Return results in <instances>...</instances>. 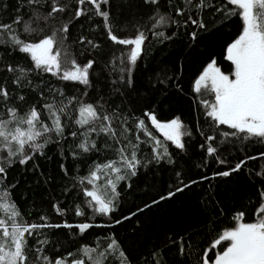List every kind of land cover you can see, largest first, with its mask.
Listing matches in <instances>:
<instances>
[{
	"label": "snow or ice",
	"instance_id": "1",
	"mask_svg": "<svg viewBox=\"0 0 264 264\" xmlns=\"http://www.w3.org/2000/svg\"><path fill=\"white\" fill-rule=\"evenodd\" d=\"M107 3L108 0H13L12 5L0 2V264H105L111 255L118 257L119 264H133L113 234L103 238V247L97 238L95 246L81 245L76 252L67 251L65 256L54 250L60 244L59 239L50 243L44 230L63 228L82 235L93 227H106L91 221L97 216L109 217L111 221V214L119 208L121 182H130L141 168L150 164L162 161L175 164L169 146L152 133L149 122L164 141L187 153L184 137H192L194 133L185 128L179 117L162 121L148 107L136 116L135 109H128L123 100L129 89L135 90L133 74L149 32L153 39L163 43L171 40L181 27L207 29L203 19L206 11L226 19L239 18L242 24L238 34L226 46L228 72L222 71L213 59L194 81L193 92L199 98L208 125L207 130L198 126L195 132L203 137L199 143L206 154L203 165L207 166L211 159L227 166L226 170L214 171L213 177L243 171L247 161L257 159L247 154L236 158L232 149L242 151L250 144H259L264 149V0H181L183 7L174 9L173 0H165L164 4L161 0H143L150 7L147 19L151 27L141 30L142 26L133 25L131 35H125L126 29L110 23V13L102 10ZM85 5L91 7H82ZM82 16L102 17L107 41L123 47L105 51L83 33L70 44V26ZM189 35L194 41L197 33L191 31ZM73 44L80 46L82 62H78ZM109 56L113 61L119 60V74L116 79L109 75L104 81L108 85L105 90L93 84L92 75L96 66H100V71L109 68ZM155 75L162 90L166 91L173 83L179 89L174 76H168L167 72L161 75L159 70ZM96 79L99 81V74ZM60 82L82 87L68 92ZM149 84L153 89L157 87L151 81ZM117 96L122 98L120 103L114 102ZM101 137L105 138L103 143H99ZM69 138L73 143L68 144V154L73 159L89 153L104 156L103 162H92L86 175L73 176L71 187L62 188L61 194L65 196L77 190L70 204L65 206L59 200L50 203L57 217L74 213L75 217L84 218V222L51 223L47 213L39 214L34 221L32 213L22 211L14 199L19 181L11 182L9 173L13 168L40 172L37 161L46 157L47 147L55 144L63 149ZM144 145H151L148 154L143 152ZM259 155L264 157V150ZM229 156L235 158L234 164ZM59 167L67 176L64 164ZM248 174L253 176L251 169ZM174 175L176 185H170L167 193H161L152 204L198 183L195 179L185 182L181 171H174ZM254 177L259 178L260 184L258 202L249 201L255 207L251 217L246 219L245 211L239 209L231 218L232 225L223 231L208 227L203 232L192 230L175 239L167 237L163 245H152L142 258L143 264H167L165 250L169 245H178L181 257L195 245L200 251L197 264H264V166ZM50 179L46 177L45 183ZM211 195L214 198L215 194ZM212 202L222 209L218 201ZM135 215L131 213L112 222L120 224ZM218 222L213 217L207 224ZM30 238L35 242L31 243Z\"/></svg>",
	"mask_w": 264,
	"mask_h": 264
},
{
	"label": "trees",
	"instance_id": "2",
	"mask_svg": "<svg viewBox=\"0 0 264 264\" xmlns=\"http://www.w3.org/2000/svg\"><path fill=\"white\" fill-rule=\"evenodd\" d=\"M2 3L12 5L13 0H0ZM164 4L165 0H161ZM82 7H91L85 5ZM175 7H183L181 0H173V9ZM102 10L110 13V23L114 26L119 25L120 28L126 29L125 35H131L133 32V25L142 26L141 30H146L151 27L147 17L150 14V7L143 3V0H108L107 4H103ZM207 29H197L194 26L187 28L181 27L176 30V35L171 40H166L163 43L153 39L151 32L148 33V40L146 41L142 58L138 61L133 79L135 83V90L129 89L128 96L124 97V103L128 109H135V115L140 116L141 110L145 107L155 110L158 119L162 121L170 120L179 117L186 129L193 131L192 137H184L187 147V153H182L171 145L170 141H164L163 136L151 128L149 122V129L162 142L169 146V152L172 154L175 164L169 165L162 161L160 164H150L146 168H141L136 177H133L130 182H121L119 188L121 198L118 210L111 214V221L109 217L97 216L94 224L107 225L106 227H93L86 230L82 235L72 233L69 229L44 230L48 233L50 243H55L59 239L60 244L54 250L59 251L62 255H67V251L76 252L81 245L95 246L97 238L103 247V238L113 234L120 242L123 250L128 257L133 261V264H143L142 258L145 257L153 244L163 245L167 237L178 238L185 235L192 230H199L203 232L208 227H214L217 231H223L224 227L231 226L232 216L236 210L242 209L246 213V219L252 216L255 211L253 204L249 201L258 202V192L260 181L259 178L254 177V173L260 170L261 159L260 151L264 150L259 144H250L244 150L238 148L232 149L235 152L236 158H243L245 154L256 156V160L247 161V165L243 171L233 173L228 177H213L214 171L226 170V165H220L208 160L207 166L203 165L205 152L200 149L199 143L203 137L195 132V129L203 127L207 130L208 125L206 118L203 115V107L199 104L197 94L193 92V85L196 77L203 70L208 62L215 59L217 66L222 71L228 72L230 62L226 60V46L238 34H235L224 45L221 52H215L211 57L201 66H197L196 72L188 82V90L190 96L195 103V116L185 113L180 107L175 109L174 113H170L169 107L161 100L159 96V89L163 86L157 85V77L155 73L159 70L161 75L167 72L168 76H174L173 67L161 64L169 57L187 48L196 41L207 38L216 32L224 29L232 22L238 24V30L242 22L238 17L224 18L221 14L215 16L209 12L203 15ZM83 25V28H81ZM166 34H171L167 29ZM191 31H196L197 36L193 41L189 35ZM85 34L89 38L94 39L96 43L101 44V47L107 51L108 49H119L123 46L112 45L107 41L106 32L103 29V18L99 16H92L91 19L81 17L79 21L74 22L70 26L69 43L79 34ZM107 45V47H105ZM72 50L76 55L78 62H82L83 58L79 56L80 46L73 44ZM119 56V51H116ZM99 58V57H98ZM111 61L108 69L100 71V66H96V71L93 72L92 82L94 85L107 90L108 85L104 82L109 75L112 79H116L119 74V60L113 61L111 56L108 57ZM112 65L116 67L113 69ZM161 67V68H160ZM156 70L151 77L150 72ZM99 74V81L96 79ZM175 77V76H174ZM46 79L48 76L46 75ZM55 83V78H51ZM149 81L152 85H157L155 89L150 87ZM60 86L65 87L68 92L75 91L76 86L72 82H60ZM168 86L166 91L172 88ZM90 94H94L92 89H89ZM121 97L117 96L114 99L115 103L121 102ZM104 137H101L99 143L104 142ZM143 139V137H142ZM73 141L69 138L68 143L63 145V149L55 144H51L46 149V157L40 158L37 162L40 165V172L33 173L25 171L23 168H13L9 173V180L11 182L19 181V184L14 193V199L19 204L22 211L32 213V220H38L39 214L47 213L49 222L61 223L67 220L69 223L84 222V218L75 217L74 213H68L66 216L57 217L50 207L51 202L59 200L67 206L77 195V190L73 189L67 196L61 194V190L65 185L71 187L73 183V176L86 175L89 166L93 161L103 162L104 156L101 154H87L79 159H73L68 154V144ZM151 145H144L143 152L148 154ZM63 151V155H62ZM111 156V152H108ZM233 164L236 162L233 156L228 157ZM60 164H64L68 170V175L65 176L60 169ZM197 165H201L197 167ZM31 167V164L28 165ZM251 169L253 176H249L248 170ZM174 171H181L183 179L187 182L189 179H195L197 184L185 189L183 192L176 193L172 198L160 201L158 204H152L153 199H158L161 193L166 194L169 186H175L177 181ZM207 176L209 179H201L202 176ZM52 177L45 183L46 177ZM127 183H131V187H127ZM174 191V187L172 188ZM214 193V198L212 197ZM80 199H83L82 197ZM213 199L218 201L220 207L214 206ZM80 200H77L79 203ZM149 204L150 207L145 208L144 205ZM142 211H137V209ZM222 210V215L220 214ZM131 213H136L131 219L123 220L120 224H115V219H121L123 216H130ZM215 218L218 223L208 225L207 221L210 218ZM78 233V230H76ZM215 235V231L213 232ZM211 239V237H207ZM31 240V238H30ZM31 240V243H34ZM224 243V242H222ZM62 245V247H61ZM47 248L48 245H45ZM178 245L175 247L169 245L165 250V259L167 264H197L200 255L199 249L193 245L191 251H186V254L181 257L178 255ZM219 248V246H218ZM51 256V252L48 253ZM212 253H210L211 255ZM34 257H30L32 259ZM70 259V258H69ZM105 264H119L118 257L111 255L105 261Z\"/></svg>",
	"mask_w": 264,
	"mask_h": 264
},
{
	"label": "rangeland",
	"instance_id": "3",
	"mask_svg": "<svg viewBox=\"0 0 264 264\" xmlns=\"http://www.w3.org/2000/svg\"><path fill=\"white\" fill-rule=\"evenodd\" d=\"M238 31V24L232 22L224 29L215 34L196 41L192 45L184 48L173 56L165 60L161 67L171 65L174 76L179 82V89L173 83L169 91L159 89L161 100L169 107L170 113H174L177 107H180L185 113L195 116V103L188 90V82L196 72L197 66L203 65L213 53L221 52L224 45ZM160 67V68H161ZM156 70L150 72L152 77ZM182 89V90H181ZM264 166V158L261 159V167Z\"/></svg>",
	"mask_w": 264,
	"mask_h": 264
}]
</instances>
